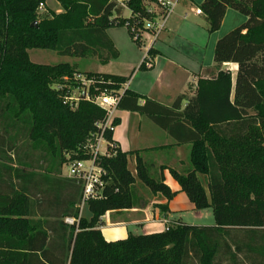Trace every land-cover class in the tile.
I'll list each match as a JSON object with an SVG mask.
<instances>
[{"label": "trees", "instance_id": "trees-1", "mask_svg": "<svg viewBox=\"0 0 264 264\" xmlns=\"http://www.w3.org/2000/svg\"><path fill=\"white\" fill-rule=\"evenodd\" d=\"M47 1L0 0V264H223L224 259L239 264L241 254L249 264H264V0L200 5L210 34L219 31L229 9L247 18L215 47L218 68L237 65L235 81L220 69L200 79L184 109L182 97L165 107L129 90L123 94L119 110L140 113L178 145H191L190 168L157 166L144 157L147 150L123 152L109 130L106 138L116 148L97 161L105 172L104 187L99 199L86 202L89 219L81 216L80 183L46 175L43 190L31 162L18 161L16 168L1 163L9 139L16 142L23 132L33 151L43 147L52 169L88 160L87 140L106 120V112L91 102L81 101L75 109L64 104L57 87L73 84L80 73L76 66L37 65L29 51L91 56L106 65L119 57L107 31L135 18L150 19L148 7L158 0H128L131 18L114 0H55L62 12L40 18L39 7ZM88 75L100 80V92L117 93L127 80ZM118 125L116 118L114 129ZM13 130L17 135L10 137ZM132 158L135 174L129 168ZM166 170L197 211L212 209L215 226L178 222L169 231L107 242L100 230L107 213L142 207L145 190L168 202L177 195L166 184ZM38 212L46 219L36 220ZM67 218L77 223L68 225Z\"/></svg>", "mask_w": 264, "mask_h": 264}, {"label": "crops", "instance_id": "crops-1", "mask_svg": "<svg viewBox=\"0 0 264 264\" xmlns=\"http://www.w3.org/2000/svg\"><path fill=\"white\" fill-rule=\"evenodd\" d=\"M49 1L50 0L47 1V5ZM170 1L176 2L177 0ZM203 1L204 0L177 1L176 8L178 5H181L178 14L174 16V19L172 18L173 21L170 26L167 27V30L149 50L148 61L150 63V67L145 66L144 63L146 58L145 55L147 53L146 51L142 63L140 61L141 59H139L138 61L130 63L126 66L127 73L97 72L91 74L112 75L126 78V82L129 83V91L155 101L165 107H171L178 98L182 97L184 98L182 109L186 107L191 98L195 97L198 81L200 79H209L216 76L220 69V71H230L233 76V81H235L238 70L237 65L226 63L218 68L215 61L213 65H208L205 62V58L203 57L204 54L201 52H206L210 42L207 30L201 26H188L186 27V30H182V26L179 25L178 20L187 22L186 11L189 9L193 13L194 9L192 6L196 2H198L197 8L200 9V5ZM56 4L61 7L58 3ZM197 10H195L194 16L203 17L205 19L204 15L196 13ZM61 12L62 10L57 11L56 13ZM234 12L238 13L236 11ZM124 16H126L125 13ZM229 18L230 23L233 24V26H238V24L241 23L240 18L234 14L228 16V12H226L223 23H225L226 19L228 20ZM109 31L110 30L107 31V34L119 51V59L121 54L120 41L114 35H110ZM181 42H184V44L188 46H179ZM142 55L143 54L141 53L140 58H142ZM116 60L103 66L113 65ZM142 65L144 68L139 69V72L134 77L137 67L139 66L140 68ZM144 102L145 101H141V104L143 105ZM116 118L119 119V125L114 130L113 140L121 151L134 152L147 150L148 152L144 155V157L148 161L155 162L157 166H166L177 169L178 171L190 168L189 161L191 145H178L165 130L158 127L151 119L140 113L119 110ZM132 120L136 126L132 123ZM131 130H138L137 146L140 147L137 149H128V145L130 144V135H132ZM133 159L135 167V158ZM133 173L135 174V170ZM164 175L165 181L167 180L168 175V177L178 185V183L172 178L169 170H166ZM166 184L168 183L166 182ZM178 187L179 190L173 192L180 194L182 191L179 185ZM170 188L172 189V187ZM148 193L149 194L145 193L146 203L142 207L126 211L109 212L104 216L100 230L107 242H114L128 238L132 235L128 230L129 227H140L143 230L144 235L165 231L164 226H161V222L164 224L165 221L170 222L173 220L170 215L172 203L171 201L168 202L161 196H154L150 192ZM179 197L182 201H184V206H187L190 211H195L194 213L196 219L200 220L203 218V213L201 211H196V208L187 204V200L185 204V198H183V196L180 195ZM160 205H167L168 210L163 211L159 207ZM35 219H46V217L44 218L42 215H37ZM176 222L184 223L181 219Z\"/></svg>", "mask_w": 264, "mask_h": 264}, {"label": "rangeland", "instance_id": "rangeland-1", "mask_svg": "<svg viewBox=\"0 0 264 264\" xmlns=\"http://www.w3.org/2000/svg\"><path fill=\"white\" fill-rule=\"evenodd\" d=\"M57 2L55 0H50L48 2V5H44L43 10H39V16L40 18H44L47 16H50V14L52 12H57L62 10L61 7H59L57 4ZM198 2H196L195 4H193L192 8L194 9L193 13L188 9L187 12V22H182L180 20L179 21V25L182 26V30H186V27H196V26H201L204 29L207 30L208 32V37H210V42L209 45L207 47L206 52L202 51L201 53H203V57L205 58V62L208 65H213L214 64V48H215V44L221 39L223 38L225 35H227L229 32L233 31L234 29H236L237 27L241 26L245 21L246 18L243 15H240L238 13H235L232 10H228V16H231L232 14H234L235 16H237L238 18H240L241 23L238 24V26H233V24L230 23V18L227 20L225 23H222L221 28L219 29V31L215 32L214 34H210L208 31V25L205 21V19L203 17H195L194 13L195 10H197V4ZM180 6L178 5V7L175 9L173 16L171 17V20L168 24V26H170L171 22L173 21L172 18L174 19L179 10H180ZM127 12V11H126ZM125 15L128 16V12ZM182 22V23H181ZM37 25V24H36ZM167 26V27H168ZM109 34L110 35H114L120 42V58L118 60H116V62L113 65L110 66H103L102 64H100V62L91 57L88 56L87 58H73V57H64V56H60L57 53L53 52V51H48V50H31L29 51V56H30V60L37 64V65H45V66H55V65H59V64H69L71 66H76L77 70L82 73V74H89V73H97V72H101V73H127L126 70V66L130 63H134L135 61H138L139 59H141V63L142 60L144 59V54L147 51V46H148V41H143L141 43H135L132 39V37L130 36L128 29L126 27H115V28H111L109 29ZM216 41V42H215ZM215 43V44H214ZM179 46L181 47H187L188 45L184 44V42H181L179 44ZM141 53L142 58L141 57ZM135 75L139 72V66L137 67L136 71H135ZM131 74V73H130ZM129 74V75H130ZM133 77V78H134ZM134 120V119H133ZM132 123L136 126V124L133 122ZM17 131L18 130H13L10 133V137L12 136H16L17 135ZM132 135H130V144L128 145V149H137L140 146H137V136H138V130H131ZM33 142L31 140H29L28 135L25 134L24 132L18 136L16 142H12L8 141L7 145L8 147L5 149V152H7V159L6 160H2L1 163H5L6 166H10L13 168H16L17 162L18 161H29L31 162L33 165V172L34 174H36V178L35 180L39 183V186L41 189L46 190L48 185L44 184V179L43 177L46 175H49L54 181L58 180V179H62L64 180L66 177V171H65V167H61V169L59 170L58 167L57 168H53L50 166V157L49 159L47 157H44V153L41 151L43 147L39 146L38 150H32L31 149V144ZM33 146V145H32ZM10 148H12L13 150H11ZM129 168L132 172H134L135 167H134V159H130L129 162ZM27 172H30L29 170H27ZM166 182L170 185V187H172V191H177L179 190L178 185L171 180V178L168 177L167 175V180ZM16 185H18V189H20V185L22 183H20L19 181L15 180ZM53 183V182H52ZM207 189V187H206ZM38 191V190H37ZM147 194H149V191H144ZM183 196V198H185V204H186V200H187V204H190L191 206H193L195 208V205L189 200L188 196L184 193V192H180V194L178 193L172 200V206H171V217H172V221L170 222H176L177 220H180L182 222H184L185 224L188 225H193V226H200V227H212L215 226V218H214V214L212 209H206L201 211L203 214V218L202 219H196L195 217V211H190L189 208L187 206H184V201H182V199L179 196ZM209 195V194H208ZM179 197V198H178ZM184 200V199H183ZM187 207V208H186ZM178 209V210H177ZM197 211V210H196ZM38 215H41V213ZM82 217L89 219L91 217V214L89 212V209L87 207V204L85 203L82 207ZM161 226H164L165 229V225L162 224L161 222ZM129 232L132 235L135 236H139V235H144L143 230L140 227H129L128 228ZM247 240L244 241V243H246ZM243 243V245H244ZM239 264H241V262H246V264H249V262L246 261L244 254L239 255ZM223 264H232L231 261H229L228 259H224Z\"/></svg>", "mask_w": 264, "mask_h": 264}, {"label": "built area", "instance_id": "built-area-1", "mask_svg": "<svg viewBox=\"0 0 264 264\" xmlns=\"http://www.w3.org/2000/svg\"><path fill=\"white\" fill-rule=\"evenodd\" d=\"M118 6L128 12L125 18H131V11L127 4L128 0H114ZM178 1V0H177ZM177 1L158 0L156 4H151L148 7V13L151 15L150 19L143 22L139 19H133L126 22V28H129L133 40L141 43L144 40L149 41L147 46V53L145 55V66L150 67L149 50L160 38V36L167 30V26L171 16L173 15ZM44 5L41 4L39 10H43ZM197 14L203 15L202 11L198 9ZM69 82V79H65ZM99 79L96 76L78 73L75 74L72 81L73 84L63 88L57 89L63 93L64 104L70 106L72 109L77 108L81 101L91 102L106 112V120L104 123L98 125L99 132L90 136L85 145V149L89 152L90 158L88 160L73 161L65 165L66 177L80 183L83 188L82 207L92 199H99L101 190L104 187L103 176L104 170L97 164L101 157H110L116 148V145L109 142L106 134L109 130H115L113 122L116 119L119 111V103L123 94L128 90L129 83L125 82L121 90L117 93L106 92L96 89ZM82 210V208H81ZM65 222L68 225L77 223L75 219L67 218ZM165 231L179 225L178 222L165 221Z\"/></svg>", "mask_w": 264, "mask_h": 264}, {"label": "water", "instance_id": "water-1", "mask_svg": "<svg viewBox=\"0 0 264 264\" xmlns=\"http://www.w3.org/2000/svg\"><path fill=\"white\" fill-rule=\"evenodd\" d=\"M34 25H36V24H34Z\"/></svg>", "mask_w": 264, "mask_h": 264}]
</instances>
